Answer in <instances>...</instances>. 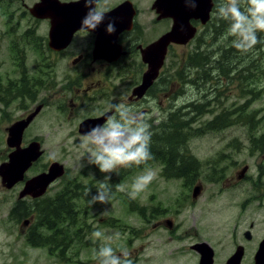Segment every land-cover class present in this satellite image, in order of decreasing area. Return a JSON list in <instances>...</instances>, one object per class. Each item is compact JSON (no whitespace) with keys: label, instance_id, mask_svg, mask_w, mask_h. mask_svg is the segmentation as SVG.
<instances>
[{"label":"rangeland","instance_id":"1","mask_svg":"<svg viewBox=\"0 0 264 264\" xmlns=\"http://www.w3.org/2000/svg\"><path fill=\"white\" fill-rule=\"evenodd\" d=\"M218 3L220 0H214L210 21L198 25L192 41L173 47L152 96L135 107L128 100L134 76L126 74L125 78H118L121 87L115 82L118 102L124 97L123 103L134 106L139 113L147 109L143 117H147L151 126V138L160 136L151 143L163 146V151L169 148L166 141L170 134L177 132L174 126L181 123L179 117L187 120L181 129L182 139L175 140V162H168L172 160L169 153L163 159L155 153L156 157L142 168L118 167L111 174L103 173L88 164L86 150L79 147L82 135L78 133L79 124L89 110L98 111L99 105L86 102L80 117L76 118L71 117L77 114L71 112L68 104L61 105L60 111V102L49 100L50 105L39 113L24 135L25 143L41 141L44 151L27 177L55 162L63 165L65 172L50 187L46 197L37 201L19 198L22 186L7 189L0 177V264H99L96 252L102 244H111L119 254L121 249L127 251L130 242L131 248H138L142 243L157 242L156 238L163 239L161 250L156 251L151 243L150 252L146 249L139 260L156 259L155 253H162L165 259L166 231L152 228L173 225L182 228L179 232L198 234L210 227L234 226L231 220L238 215L243 221L240 227L255 224L264 229V44H258L247 54L232 47L231 38L226 37L228 22L214 14ZM161 27L157 26L158 31ZM0 29L5 31V27ZM23 30L14 28L13 34L0 35V90L3 92L0 95V165L9 153L7 129L31 114L43 100L39 92L31 100L26 93L20 95V90L33 91L37 87L40 90V84L54 79L64 82L71 76L64 62L55 68L50 56L33 52L30 44L24 45L29 46L25 58L16 56L12 47L22 45ZM258 36L264 39V33ZM195 56L196 67L191 62L189 68V61ZM252 64L258 71L252 69ZM45 66H50L48 70L55 74L48 76L42 69ZM52 93L47 91L46 98ZM219 117L232 122L224 128H210ZM167 162L166 168L163 163ZM147 168L155 171V179L136 199H131L128 192L132 183ZM176 170L185 171L186 178L181 173L177 175ZM101 184L110 189L109 203L85 205L78 195L85 190L95 192ZM68 186L75 189H67ZM68 190L71 193L65 199L78 217L72 214L74 235L70 240L64 239L69 248L63 258L55 249L51 253L48 245L31 246L25 234L30 224L38 222L39 207L43 209L54 201H61ZM22 203L26 209L21 208ZM13 210L17 211V218L23 217L20 222L9 217ZM64 217L67 218L65 214ZM25 220L29 224L23 226ZM40 230L48 234L45 228ZM97 230L104 237L116 232L120 237L112 241L94 239L91 234ZM146 232L153 233L152 241L140 238ZM54 242L62 244L63 241Z\"/></svg>","mask_w":264,"mask_h":264},{"label":"flooded vegetation","instance_id":"2","mask_svg":"<svg viewBox=\"0 0 264 264\" xmlns=\"http://www.w3.org/2000/svg\"><path fill=\"white\" fill-rule=\"evenodd\" d=\"M81 1L84 0H0V26L5 27V31L0 29V35L8 36L13 34L14 28H17V31L20 28H24L22 31V45L18 44L16 48L12 47L15 55L25 58L29 46L24 45L30 44L33 52L50 56L55 68H59L60 63L64 62L71 75L64 82H55L54 79V82L44 85L40 84L39 93L43 96V100L39 104L42 105L40 113L50 105L48 103L49 100L53 99L52 103L60 102V111L62 110L61 105L66 107L67 104L70 106L71 112L76 111L77 115H72L71 117H80V110L84 107L82 105L88 101L99 105V110L90 109L85 120L112 115L113 109L111 106L124 101L123 97V99H120L121 102H118V89L115 87V82H117L118 78H125L126 74L134 76L133 89L128 100L131 104H136L135 107H137L141 100L153 95V90L156 89L161 73L165 70L166 60L170 56L173 47L185 46L171 43L168 46L166 59L159 71L158 78L143 97L139 98L134 94L135 89L142 84L143 75L149 69L148 64L143 61V53L157 42L159 38L171 31L173 20L171 18L158 19L159 14L154 9V4L157 0H99V7L105 14L121 6L123 7L114 13L116 14L115 17L106 19L105 24L98 27L95 31H83L80 27L69 37L67 32H70L73 27L77 28L78 23L81 26V21L88 11L85 3H81L80 10L71 7L74 3ZM109 20H115L116 22V32L112 35H109L105 30ZM191 24L198 30V25L202 23L192 20ZM158 25L163 26L160 31L157 29ZM52 26H57V34L54 41L50 38ZM49 68L50 66H45L42 69L48 76L55 74L49 71ZM117 84L119 87L123 86L119 82ZM47 91L53 92L49 95V98H46ZM104 106L108 108L106 109ZM147 112V109H143L140 115L146 116ZM28 115L30 114L28 113L22 119H25ZM85 120H82V122ZM24 135L22 148H26L31 142L38 141L33 140L30 143H25ZM39 142L42 144L41 141ZM8 149L9 156L13 149L9 147ZM50 165L51 163L38 174L27 177L29 169L25 174L24 180L13 188L22 186L23 190L27 180L46 173ZM52 185L54 183L38 199L31 196L26 197L34 201L45 198ZM2 186L4 187L3 183ZM22 206L23 209L27 208L24 203H22ZM16 212V210L11 211L9 217L17 218ZM21 218L23 217L16 220L20 222ZM58 218L59 215L58 217L55 216L50 222L54 221L56 226ZM25 221L23 226L29 224V220ZM232 221L235 222L234 226L210 227L203 233L197 232L198 234L179 232L182 228L173 225L165 228L156 226L152 230L166 231L168 240L164 244L166 247L164 256L166 258L162 259V253H155L156 259L150 258L146 262H144L145 259L139 260L140 255L146 249L150 252L148 245L151 243H154L156 251H160L162 238H156L157 242L139 244L138 248L135 246L131 248L130 242L127 247V251L130 253L129 258L135 264H141L142 262L145 264H264V229L259 228L255 224H250L246 228L245 226L240 227L243 221L239 215L233 218ZM170 224L172 223L170 222ZM34 226L35 224L33 223L27 227L25 236L31 246L39 247L40 244L28 237L32 230L35 229ZM212 228L214 230L210 231ZM46 230L50 232V230ZM54 231L56 232L57 230ZM152 235L153 233L146 232L140 238H147V240L152 241L154 239ZM45 245H48V250L61 249L63 247L67 251L69 248L66 247L69 245L65 246L55 242ZM147 257L149 258L151 255H147Z\"/></svg>","mask_w":264,"mask_h":264},{"label":"clouds","instance_id":"3","mask_svg":"<svg viewBox=\"0 0 264 264\" xmlns=\"http://www.w3.org/2000/svg\"><path fill=\"white\" fill-rule=\"evenodd\" d=\"M84 3L88 11L81 21V30L95 31L105 24V12L99 7V0H84ZM189 6L195 9L197 4L193 0ZM214 14L218 19L228 22L226 37L231 38V46L242 54L252 52L258 44H264V39L258 36V33H264V0H220ZM115 23V20H109L106 24L105 30L109 35L116 32ZM111 107L113 114L106 117L103 125H96L83 133L79 144L87 152L88 164L108 174L118 167L139 166L153 159L150 148L152 133L147 117L141 116L134 106L125 103L113 104ZM155 176L154 170L145 169L132 183L129 197L136 199ZM90 193L91 190L86 195ZM110 199V189L101 184L96 194L91 196L89 204H108ZM91 235L94 239L104 238L108 241L120 237L119 232L104 237L99 230ZM96 256L99 264H133L128 251L121 249L117 254L111 244H102Z\"/></svg>","mask_w":264,"mask_h":264},{"label":"water","instance_id":"4","mask_svg":"<svg viewBox=\"0 0 264 264\" xmlns=\"http://www.w3.org/2000/svg\"><path fill=\"white\" fill-rule=\"evenodd\" d=\"M190 2H193V0H157L155 2L154 9H156L159 14L158 19L171 18L173 20V25L170 32L159 38L157 42L152 44L148 50L143 53V61L148 64L149 69L148 72L143 75L142 84L134 91V94L139 98L145 95L146 91L158 78L159 71L166 59L168 46L171 43L187 45L194 39L198 30L191 24L192 20L200 21L202 25L210 21L211 13L214 8V0H194L197 4L195 9L189 6ZM81 3L84 4V1L74 3L71 7L80 10ZM121 7L105 14L106 19L115 17L116 14L114 13ZM80 27L78 23L77 28L73 27L70 32H67L69 33V37ZM56 34L57 26H52L50 35L52 41L56 38ZM41 109L42 105L38 106L25 119L15 122L8 128L7 145L10 149H13V151L9 154L8 160L0 165V177L4 187L7 189H11L16 184L22 182L26 172L44 153L42 144L39 141H34L26 148H22L23 135L40 113ZM106 117L107 116L83 121L79 126V133L82 135L96 125H103ZM64 172L63 165L56 162L51 164L46 173L26 181L19 198L22 199L26 196H31L32 198L41 197L52 183L63 176ZM198 189L199 188H197L196 191H198Z\"/></svg>","mask_w":264,"mask_h":264},{"label":"trees","instance_id":"5","mask_svg":"<svg viewBox=\"0 0 264 264\" xmlns=\"http://www.w3.org/2000/svg\"><path fill=\"white\" fill-rule=\"evenodd\" d=\"M196 59H197V56L193 57V60L190 59L189 68H191V62H192V64H195V65H192V66L196 67ZM197 66H198V62H197ZM252 69L258 71L256 66L253 65V64H252ZM38 92H39L38 87H37V89H35L33 91L28 90L27 92H23V90L21 89L20 90V95H24L26 93L31 100H35L37 95H38ZM2 94H3V92H2V90H0V95L2 96ZM179 118L181 119V123H178L177 125L174 126V128L177 129V132H174V133L172 132L170 134V136L168 137L167 141H166L167 144H168V147H169L168 150L165 149L163 151V149H162L163 146H159L158 143L153 142L150 145L152 155L154 154L153 156H155V153H156L159 157H162V159H163V158H166L167 153H169V155H170L172 160H170L168 162H170V163H174L175 162L174 158H173L174 157V152L176 151L175 140H177L178 138L182 139L181 134L183 132H181V129L183 128V126H185V122L187 121L186 119H183L181 117H179ZM231 122L232 121L229 120V119H224L223 117H219V118L215 119V121L212 123L210 128H217V126H219L218 128H224V127L229 126L231 124ZM191 123L192 122L190 121L188 126ZM165 128L169 129L168 126H165ZM157 137H159L158 139H160V136H153L154 140ZM153 138H151V140H153ZM159 144H161V143H159ZM158 148H160V150ZM168 162L167 163H163L166 166V168L169 166ZM143 165L144 164L139 165V166L133 165L132 167H128L127 169L128 170L133 169V168L134 169H139V168H142ZM184 172L180 171V170H176L177 175H180V173H181V175L184 178H186ZM67 189L73 190V189H75V187L68 186ZM88 192L85 190V191L81 192V194L78 195V196L84 199L83 202H84L85 205L90 206L89 200L91 199L92 195L96 194V191L95 192L91 191L90 195H86V193H88ZM68 193H71V192L69 190H68V192H65L62 195L63 197L60 196L62 200L61 201L52 202L51 206H47V207H45L43 209L41 207H39V211H41V214L37 218L38 222L35 223V226H34L35 229L32 230V232H31V234L29 236V238L35 240L37 244H40L42 246V245H45L47 243H52L54 241H57L58 239H61L63 241L61 243L65 245L66 242L64 241V239L68 238L70 240V236L72 237L74 235V234L71 233V229H73V226H74L73 222L71 223V221L73 220L72 214H75V213H72L73 209L71 208V205L69 204V201L67 199H65ZM21 208L23 209L22 204H21ZM133 210H135V208ZM64 214L67 216V218L64 217ZM58 215L59 216L63 215V218H60L61 220L59 219L57 221V225L55 226L54 221H52V223H51L50 220H53L55 216L58 217ZM75 215L78 217L77 214H75ZM76 221H78L77 218H76ZM67 223H68V226H65V225H67ZM59 226H61V229H58ZM41 227L50 230V232L47 231L48 234H46L45 232H42L40 230ZM54 230H57V231L55 232ZM66 247H69V246H66ZM57 249H55L57 254H60V256L64 258V256H65L64 252H66V248L62 247L61 249H59V248H57ZM55 250L51 249L50 251H51V253H54Z\"/></svg>","mask_w":264,"mask_h":264}]
</instances>
